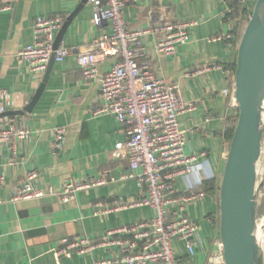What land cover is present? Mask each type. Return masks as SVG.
I'll use <instances>...</instances> for the list:
<instances>
[{
  "label": "crops",
  "instance_id": "crops-1",
  "mask_svg": "<svg viewBox=\"0 0 264 264\" xmlns=\"http://www.w3.org/2000/svg\"><path fill=\"white\" fill-rule=\"evenodd\" d=\"M83 1L0 0V9L8 8L0 12V92L8 94L14 104L9 111L0 99V128L2 118L9 115L31 133L29 142L16 145L14 151L0 146V180L3 179L0 182V264H95L108 258V254L99 250L93 255L58 257L59 243L82 236L98 241L112 228L148 221L154 216L144 207L105 219L94 216L96 202L132 199L143 190L137 179H123L128 164L118 157L117 149L125 142V133L113 116H92V111L99 106L98 84L85 82L75 56L62 63L54 62L46 87L31 110L28 109L46 73L37 82L27 63L17 57L18 51L33 43L32 28L39 17L63 16L67 20ZM91 4V0L83 4L61 46L86 48L109 32L107 25L93 24ZM160 8H166L177 22L196 24L190 31V43L180 46L173 57L156 53L153 36L144 38L155 75L167 82H179L184 101L194 107L180 118V126L187 133L186 154H205L197 162L199 167L195 173L175 185L181 191H186L188 186L196 190L214 179L219 189L230 147L225 133L229 120L234 117L229 99L222 94L228 81L219 71L196 77L183 78V75L213 65L229 69L236 66L237 58L223 44L207 43L212 36L227 30L221 18L222 7L216 0H136L126 6L125 20L132 28L153 27L156 20L151 11ZM114 64L113 58L101 62L99 76H104ZM57 128H65L67 134L54 152L53 132ZM32 172L39 176L35 182L37 188L52 189L57 196L42 201L11 202L15 187ZM104 173L115 181L77 192L73 203L66 204L58 197L65 183L99 179ZM190 216L201 226L197 255L188 261L181 244L177 246L178 255L187 264H207L215 240H220L219 198L207 195L190 208ZM36 227L51 228V231L27 236Z\"/></svg>",
  "mask_w": 264,
  "mask_h": 264
},
{
  "label": "built area",
  "instance_id": "built-area-1",
  "mask_svg": "<svg viewBox=\"0 0 264 264\" xmlns=\"http://www.w3.org/2000/svg\"><path fill=\"white\" fill-rule=\"evenodd\" d=\"M91 1L93 24L109 27V32L102 38L93 40L86 48L60 46L55 50L56 37L66 18L39 17L32 28L33 43L20 49L17 57L27 63L29 72L40 83L54 55L57 63L75 56L85 82L98 84L99 106L92 111V116H113L125 133V142L117 149L118 157L128 164L123 179H137L143 192L132 199L96 202L94 216L105 219L143 207L149 208L154 216L148 221L112 228L98 241L85 236L62 240L57 256H86L102 250L109 257L95 264H187L178 255L177 246H183L188 261L196 257L201 226L191 218L190 208L205 200L207 194L196 191L192 186L181 191L175 184L178 180L192 176L196 167H199L197 162L205 154H186L187 133L180 126V118L184 113L193 111L194 107L184 101L179 82H167L155 75L144 38L153 36L156 53L173 57L180 46L190 43V31L196 24L177 22L166 8H160L151 11V16L156 20L153 27L132 28L125 20V8L136 0ZM216 2L222 7L221 18L227 30L212 36L207 43H221L229 54L237 58L238 47L252 17L256 0ZM7 9H0V12ZM110 58L115 60V64L100 77L99 64ZM210 71L225 75L228 86L222 94L229 99V107L234 113L232 116L236 117L238 106L233 69L213 65L198 68L186 75L184 73L183 78L200 76ZM0 99L9 111L14 108L8 94L0 92ZM66 134L65 128L54 130V152ZM30 138V130L16 118L9 115L2 118L0 146L14 151L16 145L29 142ZM38 178L36 172L28 174L15 187L10 201L18 203L56 197L57 193L52 189L35 186ZM109 181L115 180L104 173L99 179L67 182L58 197L66 204L73 203L77 192L105 185ZM0 182L3 183V179ZM207 264H224L220 240H215Z\"/></svg>",
  "mask_w": 264,
  "mask_h": 264
},
{
  "label": "water",
  "instance_id": "water-1",
  "mask_svg": "<svg viewBox=\"0 0 264 264\" xmlns=\"http://www.w3.org/2000/svg\"><path fill=\"white\" fill-rule=\"evenodd\" d=\"M83 4L67 18L56 37L55 50ZM54 62L55 55L29 110L46 87ZM235 90L238 120L219 188L220 241L224 264H264V252L257 238L258 165L264 140V0H256L238 47ZM50 231L51 228L36 227L27 236Z\"/></svg>",
  "mask_w": 264,
  "mask_h": 264
},
{
  "label": "rangeland",
  "instance_id": "rangeland-1",
  "mask_svg": "<svg viewBox=\"0 0 264 264\" xmlns=\"http://www.w3.org/2000/svg\"><path fill=\"white\" fill-rule=\"evenodd\" d=\"M258 186L257 200L259 206L257 228L259 230V234L261 235L262 241H264V140L262 146V155L258 165Z\"/></svg>",
  "mask_w": 264,
  "mask_h": 264
},
{
  "label": "trees",
  "instance_id": "trees-1",
  "mask_svg": "<svg viewBox=\"0 0 264 264\" xmlns=\"http://www.w3.org/2000/svg\"><path fill=\"white\" fill-rule=\"evenodd\" d=\"M236 66L233 67V70L235 71ZM238 115L236 117H233L229 120L225 137L227 141L231 142L235 127L237 125ZM196 191H203L206 192V194L212 198H219V189L217 187L216 180L212 179L208 182L203 183L201 186L196 188Z\"/></svg>",
  "mask_w": 264,
  "mask_h": 264
},
{
  "label": "bare ground",
  "instance_id": "bare-ground-1",
  "mask_svg": "<svg viewBox=\"0 0 264 264\" xmlns=\"http://www.w3.org/2000/svg\"><path fill=\"white\" fill-rule=\"evenodd\" d=\"M257 238H258V242H259V244H260V246H261V248H262V250L264 252V241H262V239H261V235L259 234L258 228H257Z\"/></svg>",
  "mask_w": 264,
  "mask_h": 264
}]
</instances>
